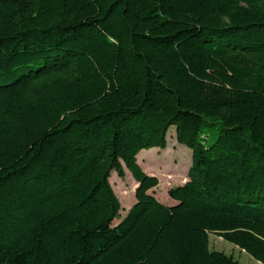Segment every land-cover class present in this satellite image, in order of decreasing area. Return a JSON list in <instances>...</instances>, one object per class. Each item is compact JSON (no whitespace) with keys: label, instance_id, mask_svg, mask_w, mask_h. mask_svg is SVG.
<instances>
[{"label":"trees","instance_id":"1","mask_svg":"<svg viewBox=\"0 0 264 264\" xmlns=\"http://www.w3.org/2000/svg\"><path fill=\"white\" fill-rule=\"evenodd\" d=\"M211 233L264 264V0H0V264H242Z\"/></svg>","mask_w":264,"mask_h":264},{"label":"rangeland","instance_id":"2","mask_svg":"<svg viewBox=\"0 0 264 264\" xmlns=\"http://www.w3.org/2000/svg\"><path fill=\"white\" fill-rule=\"evenodd\" d=\"M167 139L168 144L165 149L142 150L138 155V162L145 172L159 178L160 183L152 190V193L162 203L173 205L175 201L168 192L171 188L183 185L188 181V172L192 165V150L177 141L175 127L169 130ZM125 172L126 176L121 178L116 171H113L110 178L122 204L121 218L125 217L130 207L135 203V191L138 186L137 181L127 168ZM121 218H116L114 223L116 224ZM210 248L234 255L242 264H262L235 244L214 233L210 234Z\"/></svg>","mask_w":264,"mask_h":264}]
</instances>
